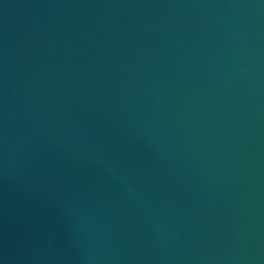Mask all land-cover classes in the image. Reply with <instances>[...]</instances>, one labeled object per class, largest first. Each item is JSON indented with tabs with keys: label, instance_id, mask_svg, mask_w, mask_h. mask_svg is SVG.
Instances as JSON below:
<instances>
[{
	"label": "water",
	"instance_id": "obj_1",
	"mask_svg": "<svg viewBox=\"0 0 264 264\" xmlns=\"http://www.w3.org/2000/svg\"><path fill=\"white\" fill-rule=\"evenodd\" d=\"M0 264H264V0H0Z\"/></svg>",
	"mask_w": 264,
	"mask_h": 264
}]
</instances>
